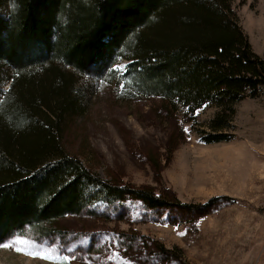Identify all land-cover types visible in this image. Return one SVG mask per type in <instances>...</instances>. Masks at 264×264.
Here are the masks:
<instances>
[{
    "label": "trees",
    "instance_id": "16d2710c",
    "mask_svg": "<svg viewBox=\"0 0 264 264\" xmlns=\"http://www.w3.org/2000/svg\"><path fill=\"white\" fill-rule=\"evenodd\" d=\"M232 3L0 0V9L9 6L0 13V64L10 68L12 81L0 107V245L33 228L42 237L47 224L67 216L121 221L139 213L173 224L174 212L205 214L230 202L187 205L114 185L62 151L54 118L77 108L68 94L79 77H97L126 60L125 90L161 99L201 144L235 141L236 106L264 91V60L253 52ZM204 109L214 114L198 123ZM112 240L136 242L123 234ZM154 250L156 258L169 254Z\"/></svg>",
    "mask_w": 264,
    "mask_h": 264
},
{
    "label": "rangeland",
    "instance_id": "374dc122",
    "mask_svg": "<svg viewBox=\"0 0 264 264\" xmlns=\"http://www.w3.org/2000/svg\"><path fill=\"white\" fill-rule=\"evenodd\" d=\"M8 8L5 4L0 13ZM232 9L253 52L264 60V0H233ZM127 65L117 60L99 76L76 81L68 96L75 97L77 108L54 118L62 151L117 186L173 196L187 205L212 198L230 202L205 214L174 212L173 224L147 221L139 213L121 221L67 216L47 224L42 237L33 228L2 243L0 264H62L64 257L67 264H135L137 259L139 264H264V91L236 106L235 141L204 145L161 99L125 90L121 76ZM10 79V68L0 64V104ZM213 114L198 112V123ZM119 234L135 237L134 246L116 245L112 237ZM155 247L169 254L156 258Z\"/></svg>",
    "mask_w": 264,
    "mask_h": 264
},
{
    "label": "snow or ice",
    "instance_id": "6c2138e0",
    "mask_svg": "<svg viewBox=\"0 0 264 264\" xmlns=\"http://www.w3.org/2000/svg\"><path fill=\"white\" fill-rule=\"evenodd\" d=\"M17 243H23L22 241H18ZM4 247H12V245H4ZM17 251H21V249L17 248L16 249ZM27 255H31V256H38L39 258L41 259H45V260H51L52 257L51 256H48V255H41L39 253H33V252H29V253H26ZM67 257H64L63 260H62V264H67Z\"/></svg>",
    "mask_w": 264,
    "mask_h": 264
},
{
    "label": "bare ground",
    "instance_id": "6f19581e",
    "mask_svg": "<svg viewBox=\"0 0 264 264\" xmlns=\"http://www.w3.org/2000/svg\"><path fill=\"white\" fill-rule=\"evenodd\" d=\"M2 64V63H1ZM81 78H83V77H79L77 80H80ZM75 83H76V81H75ZM11 85H12V81H11V79H10V85L8 86V88L6 89V91H4L2 94H1V97H2V99H1V104H0V107L2 106V104H3V100H4V97H5V94L10 90V88H11Z\"/></svg>",
    "mask_w": 264,
    "mask_h": 264
}]
</instances>
